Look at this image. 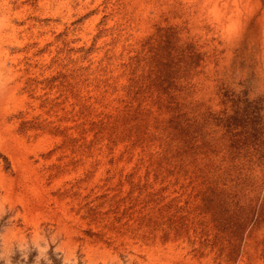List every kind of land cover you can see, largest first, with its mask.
<instances>
[{
	"label": "rangeland",
	"instance_id": "obj_1",
	"mask_svg": "<svg viewBox=\"0 0 264 264\" xmlns=\"http://www.w3.org/2000/svg\"><path fill=\"white\" fill-rule=\"evenodd\" d=\"M2 245L264 264V0H0Z\"/></svg>",
	"mask_w": 264,
	"mask_h": 264
},
{
	"label": "clouds",
	"instance_id": "obj_2",
	"mask_svg": "<svg viewBox=\"0 0 264 264\" xmlns=\"http://www.w3.org/2000/svg\"><path fill=\"white\" fill-rule=\"evenodd\" d=\"M15 255L16 251L11 247L7 245L0 246V264H13V257ZM16 264H19V261ZM61 264H83V262L76 256L74 251L64 248L61 250ZM110 264H119V262L113 257Z\"/></svg>",
	"mask_w": 264,
	"mask_h": 264
}]
</instances>
